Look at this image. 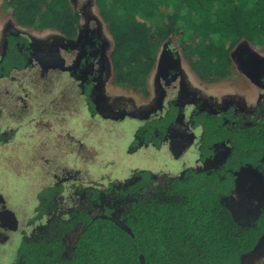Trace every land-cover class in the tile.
I'll return each mask as SVG.
<instances>
[{
	"label": "trees",
	"instance_id": "obj_1",
	"mask_svg": "<svg viewBox=\"0 0 264 264\" xmlns=\"http://www.w3.org/2000/svg\"><path fill=\"white\" fill-rule=\"evenodd\" d=\"M95 2L113 39L110 60L115 84L133 88L145 85L156 65L157 49L175 38L182 56L204 82L227 79L239 48L237 56L243 72L264 88V60L240 46L245 41L258 46L264 43V0ZM6 5L18 26L54 30L78 43L80 54L69 71L82 81L83 92L89 96L90 74L84 70L100 62L104 42L97 30L82 28L71 0H6ZM4 33L0 78L31 69L36 59L32 43L25 36L12 33L11 28ZM173 68L165 66L166 81H171ZM94 98L93 91L89 96L92 109ZM184 104L179 97L169 104L163 117L141 126L129 152L159 148L172 137L183 122ZM190 121L193 128H201L199 167L187 168L162 185L155 184L151 172L136 171L105 192L98 186L79 187L75 192L81 206L55 217L32 237H25L15 264H141V256L146 264H242L243 258L264 241V201L254 223L245 227L236 220L227 200L235 197L244 171L257 173L264 185V98L249 118L231 106L221 113L196 109ZM5 140L0 134V143ZM221 147H227L229 153L213 166ZM61 191L50 188L39 194L44 210ZM99 207L100 214L92 216ZM111 216L132 234L109 220ZM75 229L81 232L68 255L65 241Z\"/></svg>",
	"mask_w": 264,
	"mask_h": 264
},
{
	"label": "rangeland",
	"instance_id": "obj_2",
	"mask_svg": "<svg viewBox=\"0 0 264 264\" xmlns=\"http://www.w3.org/2000/svg\"><path fill=\"white\" fill-rule=\"evenodd\" d=\"M95 1L71 0V4L80 14L81 25L97 30L104 42V56L99 66L101 78L96 89L97 105L106 112L116 113L121 121L109 119L113 121L99 125L98 119L89 117L86 102L70 77L34 75L33 69L15 74L16 81H0V104H4L0 107H9H4L5 112L4 108L0 111V132L14 133L9 145L0 146V264H12L22 237L45 223L43 220L30 225L29 219L34 216V208L39 202L38 191L55 185L57 178L60 185L64 184L65 193L60 198L64 208L71 203L74 186L107 189L112 183L125 182L136 170L151 171L156 183L163 184L182 169L197 166V144L192 148L195 157L190 155L192 152L187 153L197 133L184 132V139L181 135L178 142L173 141L160 151L142 149L140 155L127 152L138 125L163 114L166 102L183 95L189 101L187 116L196 106L220 111L229 102L227 99L243 100L241 91H244L248 99L242 101L240 108L248 118L264 96L242 71L237 56L239 48L233 55L232 76L219 85H206L182 56L175 38L157 49V62L145 85L133 88L115 84L110 60L113 39ZM8 28L29 38L39 60L46 66L44 70L53 69L51 74L63 63L69 66L75 59V52L67 50L76 42L54 30L36 31L18 26L12 20L6 0H0V60L5 50L4 31ZM242 45L264 60V43L258 46L245 41ZM170 55H173V66L179 78L168 88L162 83V76ZM26 93L31 108L26 112L23 108H15V111L12 107L22 106L20 102L16 103V97H24ZM14 114L23 119H11L10 127L5 120ZM226 154L228 152L221 148L213 166L224 161ZM263 191L264 185L257 173L242 172L235 197L227 200L238 222L253 223V217L256 220L263 206ZM76 236L77 232L70 235L69 246ZM263 262L264 241L254 253L243 258L242 264Z\"/></svg>",
	"mask_w": 264,
	"mask_h": 264
},
{
	"label": "flooded vegetation",
	"instance_id": "obj_3",
	"mask_svg": "<svg viewBox=\"0 0 264 264\" xmlns=\"http://www.w3.org/2000/svg\"><path fill=\"white\" fill-rule=\"evenodd\" d=\"M82 28H84V29H87V31H92L91 29H94V28H92V27H83L82 26ZM13 31V30H12ZM13 33V32H12ZM20 35V34H19ZM5 36V35H4ZM26 37V36H25ZM28 40H29V38L28 37H26ZM5 39V38H4ZM30 41V40H29ZM31 42V41H30ZM32 43V42H31ZM77 42H76V44H74L73 45V47L72 48H68V50L67 51H69L70 53L71 52H75V59L73 60V62L68 66V64L66 65V64H62L60 67H58L57 69H54V72H52V74H51V70L53 71V69H50V70H44L45 69V65L39 60V57L37 56V53H36V51H35V49H34V47H33V49H34V56L36 57V59H34L33 60V65H32V68L31 69H25V70H22V71H14L13 73H11V75L9 76V77H2V78H0V81L2 82H5L6 83V81H13L14 79H15V77L16 76H14L15 74L16 75H18V74H23V73H25V72H30L31 70H35V71H33L34 72V75H39V76H45V75H48V76H53V77H66L67 79H69V77L76 83V85L78 86V92H79V95H81L83 98H84V100H85V102H86V104L85 105H87V109H88V114H89V117L91 116L94 120L95 119H98V124L99 125H102L103 123H105V122H112L115 118H117L116 120L117 121H121L120 119H119V117H118V115L116 114V113H113V114H111V113H109V112H106L105 110H103V109H101L97 104H98V101H97V95H96V89H97V85H99V80H100V78H101V69L99 68V66H100V62H101V60L103 59V57L100 59V62L98 63V64H96L95 65V67H92L91 69H86V71L84 70V73L85 72H87L88 74H90V78L88 77V81H89V86H90V90H91V93L94 91V94H95V100H96V102H95V104H93L94 105V109H92L91 107H90V104L91 103H93V101H90V99H89V96L91 95V93H90V95L89 96H86L85 95V93L83 92V90L85 89H82V86H81V84H82V81L81 82H79L77 79H75L73 76H72V72L71 71H69V69L71 68V67H73L74 66V64H75V61L77 60V57L79 56V54H80V52H79V49L77 48ZM33 46V45H32ZM5 53V52H4ZM4 56V55H3ZM103 56H104V52H103ZM3 58V57H2ZM2 58H1V60H2ZM1 60H0V63H1ZM172 60H173V55H170V59H169V61L167 62V64H166V66L168 65V66H173V62H172ZM192 68V67H191ZM94 69L97 71V75L95 74V72H94ZM174 69V73H173V77L170 79L171 81L169 82V81H166L165 79H166V77H167V75H166V72L164 71V74H163V76H162V83H165L166 85H167V87L168 88H170L171 86H172V84L173 83H175L177 80H178V74L176 73V70H175V68H173ZM243 71V70H242ZM196 74V73H195ZM58 75H60V76H58ZM197 75V74H196ZM232 76V74L228 77V78H230ZM245 76L247 77V78H249L250 79V81L252 82V86H256L258 89H260L261 91H263L264 92V88L263 87H261L260 85H258L257 83H255L247 74H245ZM197 77L199 78V80L203 83V84H208V85H219V83H221V82H223V81H225V80H227V79H224V80H222V81H219V83L218 82H215V83H208V82H204L198 75H197ZM18 79V77L14 80V81H16ZM94 81V82H93ZM252 86H251V88H252ZM25 91V90H24ZM242 92V96H243V98L246 100V99H248L247 97H248V95L244 92V91H241ZM240 92V93H241ZM245 93V94H244ZM179 97H182L183 99H184V101H185V104H184V108H183V122H182V124L175 130V133H174V135L171 137V136H169L164 142H162V144H161V146L159 147V148H156V147H154V146H150V147H146V148H141V149H139V150H137V151H135V152H133V153H130L129 152V146H130V144L132 143V141H133V139H134V136H135V134H136V132L139 130V128L141 127V126H143L146 122H148V121H151L152 119H156V118H159V117H163L164 115H165V113H166V111H167V109L169 108V104L171 103V102H174V101H176ZM263 98H264V96L260 99V103L258 104V106H257V104H256V108L252 111L253 112V114L252 115H254V114H256V110L261 106V102H262V100H263ZM16 103L17 102H20L21 104H22V106H20V107H12L15 111H16V109L15 108H21V110H22V108H23V110L22 111H29V109H27V108H31L30 107V104H29V102H28V100H29V94L28 93H26V95L24 96V97H22V96H18V97H16ZM243 99V100H244ZM250 99V98H249ZM243 100H235V99H227L226 101H229V102H227L226 103V107L225 108H223V109H221L220 111H210V110H208V109H206V108H201V107H199V106H196L193 110H190V112H188V117L186 116V114H185V112H186V107H187V105L189 104V101L183 96V95H178L175 99H173V100H170L169 102H166L167 103V106H166V108H164V111H163V114H159V115H157L156 117L154 116V117H152V118H149V119H146L145 121H143L142 123H141V125H138V128H137V130L135 131V134H134V136H133V139H132V141L130 142V144H129V146H128V154L129 155H140V151L143 149V150H150V149H156V150H158V151H160V150H162V147H164L165 145H168L169 146V143H172L173 141H177L178 142V137L180 136L181 137V135L183 136V139L186 137V135L184 136V132L186 133V134H192V133H197V135H196V140L192 143V145H190L189 146V148H187L188 149V151H187V153L189 152H192V154H190L191 156H194V153H193V150H192V148H193V145L194 144H197V147H198V156L197 157H195V160H196V163L198 164L197 166H191L192 168H196V167H199L200 165H201V163H200V161H199V140H200V137H201V128H193L192 126H191V121H190V117H191V114H192V112L194 111V110H206V111H208V112H212V113H221V112H224V111H226V110H228L229 109V107H231V106H234V107H236V108H238V110H239V113L241 114V115H244V114H242V112H241V108H240V106H241V103H242V101ZM1 106L2 105H4V104H0ZM5 108H9V107H6V105L4 106ZM4 107H0V111H2L3 110V108ZM5 108H4V111L3 112H5ZM95 108H96V110H97V112L98 113H96L95 112ZM262 110L263 109H261V112H262ZM94 111V112H93ZM17 112H18V109H17ZM21 112V111H20ZM22 115V114H21ZM245 116V115H244ZM8 117V116H7ZM251 117V116H250ZM13 118H15V119H17V120H22L23 118H21V116H18L17 114H14V117H8L7 118V120H5V122H7V124L9 125V123L11 122V119H13ZM103 118H107V119H103ZM245 118H247L246 116H245ZM249 118V117H248ZM109 119H113V120H109ZM119 119V120H118ZM105 120H109V121H105ZM101 121H103V122H101ZM138 121H139V119H138ZM114 123V122H113ZM10 126V125H9ZM10 127H12V125L10 126ZM20 126H18V128H19ZM0 134L4 137V139H6L4 142H1L0 143V146H6V145H9L10 144V141H11V139L13 138V136H14V133L12 134L11 132H0ZM184 141V140H183ZM75 142H77L78 143V141H75ZM80 145H81V143H80ZM221 148H224L228 153H229V149L227 148V147H221ZM221 148H219L218 149V151L216 152V155H217V153L221 150ZM216 155H215V157H216ZM228 154H226V156H227ZM226 156H225V158H226ZM215 157H214V159H215ZM193 158V157H192ZM214 159H213V161H214ZM191 167H187V168H191ZM186 168V169H187ZM185 169V170H186ZM184 169H182L176 176H174V177H177V176H179L180 174H182L183 173V171H185ZM136 171H149V170H136ZM136 171H134V172H136ZM134 172H132V174L130 175V177L133 175V173ZM149 172H151V171H149ZM152 173V172H151ZM129 177V178H130ZM155 176H154V174L152 173V178H154ZM174 177H169V178H167V179H170V178H174ZM128 178V179H129ZM58 179V178H57ZM57 179H56V182H57ZM166 179V180H167ZM165 180V181H166ZM154 181H155V184L156 185H162V184H157L156 183V178H154ZM56 182H55V185L54 184H52V185H49V186H46V187H43L41 190H39L38 191V204L36 205V208H34V216L31 218V219H29V223H30V225H34V224H36V223H38V222H42L43 220H45V223L44 224H40V225H38L37 227L38 228H36L32 233H30V234H28V235H25L24 237H22V239H21V241L19 242V246H18V248H17V252H18V249H19V247H20V245H21V242H22V240L25 238V237H32L33 236V234L36 232V231H38V230H43L48 224H49V222L52 220V219H54L55 217H58V216H64L65 214H68V212H71V211H73L74 209H76V208H78V207H80L81 206V200H80V198H78L77 196H76V194H77V192H75L79 187H83V188H89V187H95V186H87V187H85L84 185H78V186H74V188H73V192H72V196H71V203H67L68 204V206L67 207H64L63 208V204H62V202L60 203V198H61V195L63 194V193H65V189H64V184H62V185H60L58 182H57V184H56ZM116 183H118V182H116ZM112 184H115V183H112ZM111 185V184H110ZM110 185L107 187V189H101L100 187H98L100 190H102L103 192H105V191H107L109 188H110ZM50 188H57V189H61L62 191H61V193L59 194V195H56V197H52L53 198V203H52V201H51V203H49V204H47V206H46V208H45V210H44V208H43V205H44V203H43V198H39V194L42 192V191H44L45 189H50ZM109 198V196L107 195V194H105V196H104V199H108ZM262 198L264 199V191L262 192ZM231 205V204H230ZM30 206H32V204L30 205ZM100 212H101V209H100V207H99V209L98 208H96L95 210H93L92 212H91V215L92 216H98L99 214H100ZM43 214V215H41V216H39L40 214ZM103 217H105V216H103ZM111 217H114V218H116V219H118L116 216H111ZM67 218V217H66ZM65 218V219H66ZM109 218V217H108ZM249 220H252V219H250V217H249ZM241 225H243V226H245V227H249V226H251L253 223H254V217H253V223H246V222H243V224L241 223V222H239ZM75 232H77V236H76V239L74 240V242H72L71 244H70V246H69V244H68V242H67V240L69 239V237H70V235L71 234H73V233H75ZM80 232H81V229H75V230H73L71 233H69L68 234V236H67V238H66V246H67V254L68 255H71V253H72V251H73V245H74V243L78 240V237H79V234H80ZM3 234V233H2ZM16 256H17V253H16ZM16 256H15V258H16ZM14 258V259H15ZM17 260V258L15 259V261ZM15 261L14 262H12V264H15Z\"/></svg>",
	"mask_w": 264,
	"mask_h": 264
},
{
	"label": "water",
	"instance_id": "obj_4",
	"mask_svg": "<svg viewBox=\"0 0 264 264\" xmlns=\"http://www.w3.org/2000/svg\"><path fill=\"white\" fill-rule=\"evenodd\" d=\"M108 219L111 220V221H113L115 224H117L120 228H122L127 233L132 234L131 233V230L124 223H122L120 220H118V219H116L114 217H109ZM140 261H141V264H146L145 263V259H144L143 256L140 257Z\"/></svg>",
	"mask_w": 264,
	"mask_h": 264
}]
</instances>
